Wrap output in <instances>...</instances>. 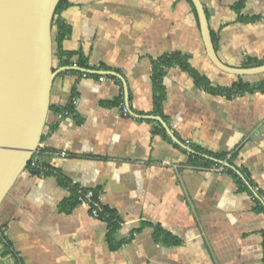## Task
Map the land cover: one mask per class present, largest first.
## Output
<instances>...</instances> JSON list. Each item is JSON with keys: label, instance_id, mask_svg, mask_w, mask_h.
I'll list each match as a JSON object with an SVG mask.
<instances>
[{"label": "crops", "instance_id": "crops-1", "mask_svg": "<svg viewBox=\"0 0 264 264\" xmlns=\"http://www.w3.org/2000/svg\"><path fill=\"white\" fill-rule=\"evenodd\" d=\"M201 1L220 59L237 68L249 60L263 65L264 0H244L241 8V0ZM60 16L72 28L64 49L89 68L54 58L55 69L72 68L54 80L38 148L40 164L54 171H24L2 203L0 227L13 254L0 246V264H264V210L254 198L256 188L264 194V90L213 94L174 66L157 112L153 80L155 61L173 52L189 56L214 88L253 85L264 73L218 69L187 0H68ZM197 148L226 155L243 183L222 164L194 167L189 153ZM58 175L98 191L121 220L117 242L151 225L113 250L108 223L85 204L70 208L71 191ZM152 225L178 243H158Z\"/></svg>", "mask_w": 264, "mask_h": 264}, {"label": "water", "instance_id": "water-1", "mask_svg": "<svg viewBox=\"0 0 264 264\" xmlns=\"http://www.w3.org/2000/svg\"><path fill=\"white\" fill-rule=\"evenodd\" d=\"M191 1L207 55L218 69L237 76L264 73V64L243 68L225 64L217 53L203 2ZM60 2L0 0V207L42 142L56 76L72 69L54 67L53 20ZM154 119L178 141L160 117ZM210 159L234 169L227 161Z\"/></svg>", "mask_w": 264, "mask_h": 264}, {"label": "trees", "instance_id": "trees-1", "mask_svg": "<svg viewBox=\"0 0 264 264\" xmlns=\"http://www.w3.org/2000/svg\"><path fill=\"white\" fill-rule=\"evenodd\" d=\"M187 1L191 4L196 14V10H195V7L192 1L191 0H187ZM243 3H244V0H241V2L237 5V8H241ZM67 7H68V0H61L57 8V11L55 13L54 20H53L54 58L57 57L58 59H60L62 65L76 64L77 66L81 68L88 69L89 65L87 63L86 58H84L83 56H80L76 62H73L72 60L73 57L79 53L64 49V46H63L64 41L68 37H70V35L72 34L71 26L67 24L60 16L62 11ZM188 59H189V56H187L186 54H183L181 52H173V53L165 54L164 56H162L161 58L155 61L153 80L155 83V91H156L155 105L157 107V112H160V110L162 109L163 101L165 98L164 88L162 85L163 77L165 76L167 70L174 66H180L183 69L187 70L194 77L195 82L197 83L199 87H202L203 89L213 94H221V95H226L228 97H231L235 94H243L245 92L255 91L258 89L264 90V81L252 85L250 83H245L241 80L235 83L231 88H214L213 86H211V83L207 77L201 75L199 72H197L194 68L191 67ZM259 63L261 62L249 60L248 62L245 63L244 66L251 67ZM208 157H215L219 160H226L227 158V156L224 154L219 155V154H215V153L208 152L203 149L197 148L194 150V152L189 153V159H190L189 162L200 168H204V167L211 166V165L220 166V164H217L216 162L209 159ZM27 170H30V163H29ZM224 170L235 175L238 178V181L240 184L243 183L239 175H237V173H235L231 168L224 167ZM30 171L34 174L39 175L37 171H34V170H30ZM49 173H52V171L47 172V174ZM58 176L61 182L64 183L66 188L67 189L69 188L71 191V200H70L71 207L70 208H72L73 206L77 204H81L78 199L77 186L74 185L71 187L70 186L71 182L69 180H65L61 175H58ZM95 191H96L97 198H98L99 197L98 191L97 190ZM259 194L261 195L262 193L260 192ZM254 198L259 203L260 207L264 210V206L259 201V198L255 196ZM103 208H104L105 215L106 214L108 215V217L105 218V221L108 223V226H109L108 241L113 250L119 249L123 244L129 242L133 238L135 233L141 231L148 225H151L150 223L142 224V226L139 229L132 232L130 238L122 242H117L115 240V232L120 228L121 220L114 211L110 210L105 205H103ZM153 227H154V237L158 243H164L167 245L178 243V240L176 238H173L161 226L156 225ZM0 246L2 247V250H3L2 254H5V255L10 254V253L13 254L11 245L7 241L6 236L4 235L3 229L1 227H0Z\"/></svg>", "mask_w": 264, "mask_h": 264}, {"label": "built area", "instance_id": "built-area-1", "mask_svg": "<svg viewBox=\"0 0 264 264\" xmlns=\"http://www.w3.org/2000/svg\"><path fill=\"white\" fill-rule=\"evenodd\" d=\"M84 76H88V72L84 73ZM100 80H104L103 77L100 78ZM73 104H77V100H73ZM123 111L128 114L129 108L123 106ZM65 115L71 114L69 110H66ZM188 143V142H187ZM39 148V147H38ZM38 150L34 153L31 161H30V170L37 171L40 176H44L47 174V172L54 171L51 170L48 166L41 165L38 159ZM63 156H66L65 153L62 154ZM194 167L198 168V166L193 165ZM220 167V168H219ZM200 168V167H199ZM213 170H222V166L215 165L212 167ZM77 186V193H78V199L81 204H85L89 207L91 215L96 218L105 221V218L108 217V215H105L103 204L99 200V197L97 198L96 191L91 188H86L83 185H79L76 183H71L70 186ZM69 189V188H68ZM70 190V189H69ZM259 188L255 189V192L258 194L259 198L264 201V194H259Z\"/></svg>", "mask_w": 264, "mask_h": 264}]
</instances>
